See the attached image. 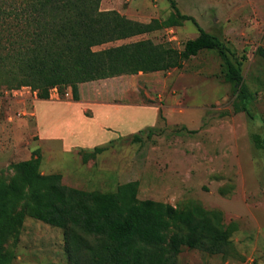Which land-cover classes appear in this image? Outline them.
Wrapping results in <instances>:
<instances>
[{
  "label": "rangeland",
  "instance_id": "374dc122",
  "mask_svg": "<svg viewBox=\"0 0 264 264\" xmlns=\"http://www.w3.org/2000/svg\"><path fill=\"white\" fill-rule=\"evenodd\" d=\"M170 1L102 0L100 10L149 24L165 21L175 12ZM172 1L204 30L223 42L232 41L224 43L243 61L242 75L253 93L247 111H234L237 87L225 79L227 68L218 52L202 51L182 69L171 71L170 80L179 79V88L170 86L164 95L156 94L153 86L146 87L160 105L171 99L179 102L171 105L170 118L163 116L152 133L139 132L142 142L121 137L105 145L103 153L90 156L64 152L53 142L39 146L31 114L32 94L15 95L14 90L4 89L0 92V182L19 179L17 164L40 150V172L61 174L67 186L113 193L120 186L136 183L140 201L154 200L180 209L194 201L207 210L221 211L234 250L226 256L185 249L179 264H264V56L258 53L259 48L264 49V5L261 0L258 17L254 15L261 29L253 33L249 25H231L246 13L235 9L245 0L230 2L227 11L234 14L229 25L222 26L215 23L226 8L217 0ZM198 35L197 27L188 21L94 50L142 40L182 50L185 42ZM26 96L30 98L25 100ZM0 264H69L63 230L27 216L18 237L4 244Z\"/></svg>",
  "mask_w": 264,
  "mask_h": 264
},
{
  "label": "trees",
  "instance_id": "16d2710c",
  "mask_svg": "<svg viewBox=\"0 0 264 264\" xmlns=\"http://www.w3.org/2000/svg\"><path fill=\"white\" fill-rule=\"evenodd\" d=\"M101 1L0 0V92L30 87L39 99L49 100L57 87L62 97L71 89L72 99L79 101L81 84L179 70L202 51H217L227 68L225 79L237 87L234 111H247L253 93L242 75L243 61L194 17L182 14L174 1L175 12L167 20L149 24L101 11ZM188 21L199 35L182 50L152 40L94 50ZM258 53L264 56V49ZM132 138L143 141L139 133ZM105 150L96 147L87 155ZM41 162L36 150L17 164L19 179L0 182V253L9 238L18 237L27 216L63 230L69 264H179L185 249L226 256L234 250L219 210L194 201L182 209L140 201L136 183L113 193L73 188L61 174H42Z\"/></svg>",
  "mask_w": 264,
  "mask_h": 264
},
{
  "label": "crops",
  "instance_id": "0c3cea01",
  "mask_svg": "<svg viewBox=\"0 0 264 264\" xmlns=\"http://www.w3.org/2000/svg\"><path fill=\"white\" fill-rule=\"evenodd\" d=\"M230 2L233 1L217 0V4L226 8V13L222 18H217L215 24L229 25L232 10L231 13L227 11V6ZM262 3L264 5V0ZM259 5L261 0H245V3L237 5L235 9L246 13L240 21L232 22L231 25H249L251 32L255 33L257 29L260 31L261 28L257 26L261 23L254 18V15L258 17ZM245 19L250 22H245ZM224 42L232 43L230 39H225ZM171 71L140 73L84 83L80 85L79 101H74L72 96L65 100H41L30 95L33 104L31 114L39 146L44 142H53L61 145L67 153L87 152L115 143L121 137L133 136L154 128L159 123L161 111L164 117L170 118L171 105L175 101L171 99L169 103L160 105L154 101L146 87L153 86L156 94L161 92L164 95L170 86L179 88V79L170 80ZM25 98L27 100L30 97ZM148 99L153 101L146 102ZM175 104L179 105V102L176 101Z\"/></svg>",
  "mask_w": 264,
  "mask_h": 264
},
{
  "label": "built area",
  "instance_id": "2783aa9c",
  "mask_svg": "<svg viewBox=\"0 0 264 264\" xmlns=\"http://www.w3.org/2000/svg\"><path fill=\"white\" fill-rule=\"evenodd\" d=\"M169 29H173V28H169ZM171 33H173L172 30H171ZM23 91H27V92L31 93L32 96L38 97V92L33 91L30 87H23L19 90H14L13 92L15 95H18V93H22ZM70 96H72L71 89H68L66 91L64 97L61 96L59 89L57 87L50 90V99H52V100H65V99L69 98ZM18 116L20 117V116H22V114H19Z\"/></svg>",
  "mask_w": 264,
  "mask_h": 264
}]
</instances>
